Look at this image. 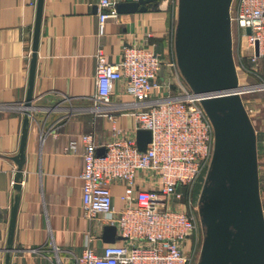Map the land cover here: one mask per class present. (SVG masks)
Segmentation results:
<instances>
[{
	"label": "crops",
	"instance_id": "0c3cea01",
	"mask_svg": "<svg viewBox=\"0 0 264 264\" xmlns=\"http://www.w3.org/2000/svg\"><path fill=\"white\" fill-rule=\"evenodd\" d=\"M111 1L114 6L109 8L101 7L100 0L43 1L35 110L30 112L9 264H75L87 240L97 253L111 244L102 239L106 218L98 214L90 219L82 212L81 137L93 133L95 142L102 144L116 135L135 138L137 130L130 114L134 99L124 79L115 83L110 96L114 105L121 106L115 121L118 133H113L105 116L94 112L96 49L102 47L112 63L119 61L124 46L157 51L163 61L158 76L162 86L153 90L151 99L167 96L166 84L171 94L185 85L181 73L168 65L175 59L177 0H160L158 7L130 13L116 12L115 4L132 0ZM101 12L110 15L100 33ZM35 13L36 0H0V264H4L10 207L17 194L13 157L19 149ZM148 176L138 185L147 188L157 180L154 173ZM123 187L121 181L110 186L115 210L124 206Z\"/></svg>",
	"mask_w": 264,
	"mask_h": 264
},
{
	"label": "built area",
	"instance_id": "2783aa9c",
	"mask_svg": "<svg viewBox=\"0 0 264 264\" xmlns=\"http://www.w3.org/2000/svg\"><path fill=\"white\" fill-rule=\"evenodd\" d=\"M99 5L109 8L114 2L100 0ZM229 14L231 36L235 29L239 40L237 59H245L251 66L246 71L255 74L264 69V0H232ZM109 15L99 13L100 33ZM94 58V112L105 116L113 133H118L115 121L121 106L114 105L110 96L115 83L124 79L126 91L134 99L130 114L136 130H149L151 140L145 150H139L136 138L116 135L97 144L93 133L82 134V212L90 219L104 216L123 240L104 245L101 253L87 240L75 264H193L199 253L200 222L191 192L197 178L209 168L214 142L213 126L200 104L202 96L186 85H179L171 94L170 84H166L167 96L151 99L153 90L162 86L158 76L163 61L154 49L124 46L119 61L112 63L98 47ZM233 59L236 66L234 52ZM168 65L178 71L175 59ZM261 89L264 80L254 91ZM99 148H103L100 155ZM150 173L157 180L147 188L138 185ZM116 181L124 186L120 196L124 206L119 210L113 207L110 190Z\"/></svg>",
	"mask_w": 264,
	"mask_h": 264
},
{
	"label": "water",
	"instance_id": "95a60500",
	"mask_svg": "<svg viewBox=\"0 0 264 264\" xmlns=\"http://www.w3.org/2000/svg\"><path fill=\"white\" fill-rule=\"evenodd\" d=\"M43 1L36 0L32 52L19 149L13 157L17 191L10 207L4 264L10 263L16 214L20 200L22 167L33 108L37 46ZM160 0H132L115 4L116 12L130 13L158 7ZM232 0H177L173 49L177 67L190 90L201 95L200 104L214 133L212 159L198 202L203 228L197 264H264V215L259 194L256 132L240 93L254 91L240 86L232 52L230 4ZM250 33V28H246ZM257 54V47H256ZM139 150L151 140L146 129L136 132ZM103 153V148L98 149ZM106 243L123 240L113 225H105Z\"/></svg>",
	"mask_w": 264,
	"mask_h": 264
},
{
	"label": "rangeland",
	"instance_id": "374dc122",
	"mask_svg": "<svg viewBox=\"0 0 264 264\" xmlns=\"http://www.w3.org/2000/svg\"><path fill=\"white\" fill-rule=\"evenodd\" d=\"M232 48H233L234 55H236V70H237L239 85L240 86L248 85L251 88H255L256 85H258L259 83H262V80H264V69L263 67H261L257 73L255 74L249 73L246 70H250V67H251L250 64L247 63L245 59L244 60L237 59V54L239 53V40H238V36L236 34L235 29H234V32L232 33ZM172 53L174 55L173 46H172ZM174 58H175V55H174ZM177 73L178 74L180 73L179 69ZM181 79L184 81L185 85L188 87L185 80L183 78ZM240 96L242 98V102H243L245 109L249 110V118L256 132L259 194H260V200H261V205H262V210H263V215H264V89L263 90L261 89L258 91L245 92V93L240 94ZM207 171L197 178L196 182L193 185L192 192H191V201H192V204L195 207H197L196 209L197 213H198L199 196H200L201 190L205 182ZM198 218H199V214H198ZM199 222H200V218H199ZM199 229H200V233H199L200 246L198 244L199 253H198V256L196 255V258L193 264H197L198 262L201 244L203 240V228L201 226V223H200Z\"/></svg>",
	"mask_w": 264,
	"mask_h": 264
}]
</instances>
